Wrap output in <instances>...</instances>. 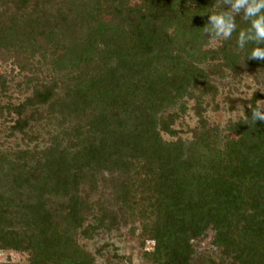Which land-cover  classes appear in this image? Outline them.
Here are the masks:
<instances>
[{"label":"trees","instance_id":"1","mask_svg":"<svg viewBox=\"0 0 264 264\" xmlns=\"http://www.w3.org/2000/svg\"><path fill=\"white\" fill-rule=\"evenodd\" d=\"M131 1L0 0V62L48 67L17 85L30 91L21 103L0 106L10 137L48 136L40 149L0 150V250L28 264H94L75 237L90 239L105 215L84 227L78 188L115 173L156 263L189 264L192 241L211 230L235 264H264V121L251 123L248 108L223 137L201 121L193 141L166 142L160 131L175 133L159 117L191 87L215 92L201 64L264 73V60L248 59L252 44L237 51L238 32L206 49L217 0Z\"/></svg>","mask_w":264,"mask_h":264},{"label":"rangeland","instance_id":"2","mask_svg":"<svg viewBox=\"0 0 264 264\" xmlns=\"http://www.w3.org/2000/svg\"><path fill=\"white\" fill-rule=\"evenodd\" d=\"M138 2L132 0L131 5ZM219 45L220 41L210 39L206 49H216ZM216 65L217 60L199 66L205 72L207 82L215 87V92L201 96L200 91L206 84H198L191 87L180 102L159 115L175 133L171 135L160 131L164 141H193L202 130L201 121L209 130L223 137L230 133V126L244 118L254 96H257V100H264V73L248 70L233 73L225 67L218 69ZM39 67L42 69L40 72L20 73L10 63L0 62V106L21 103L30 91L22 92V87L17 85L25 83L28 77H42L43 73H48V67L43 62ZM2 83L6 86L4 92H1ZM182 103L184 112H181ZM11 118L5 112L0 115V150L40 149L47 141L48 136L43 131L39 132L42 139L33 143L22 141L20 135L10 137ZM117 177L115 173H102L93 185L80 184L78 194L84 227L97 225V220L103 215L105 220L102 228L93 233L90 239L78 234L76 243L93 258L94 264H158L151 257L153 242L145 240L140 229L138 207L133 203L131 194L126 195L124 201L120 199L122 194ZM214 238V232L208 230L204 236L192 241L194 253L189 264H235L230 256L213 244ZM28 259L27 253L0 250V264H28Z\"/></svg>","mask_w":264,"mask_h":264},{"label":"clouds","instance_id":"3","mask_svg":"<svg viewBox=\"0 0 264 264\" xmlns=\"http://www.w3.org/2000/svg\"><path fill=\"white\" fill-rule=\"evenodd\" d=\"M217 3H222L224 7L209 14V22L204 31L216 41L229 40L234 32H238L237 51H243L247 44H252L248 59L264 60V47L261 46L264 45V0H217ZM237 16L246 22L248 27L238 30ZM249 108L251 123L264 121V100H256L255 107ZM244 119L249 120L245 115Z\"/></svg>","mask_w":264,"mask_h":264}]
</instances>
